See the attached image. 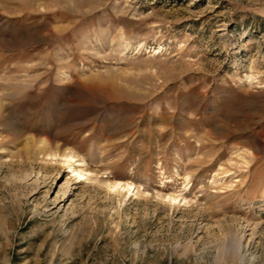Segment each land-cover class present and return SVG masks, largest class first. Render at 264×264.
<instances>
[{
  "label": "rangeland",
  "instance_id": "1",
  "mask_svg": "<svg viewBox=\"0 0 264 264\" xmlns=\"http://www.w3.org/2000/svg\"><path fill=\"white\" fill-rule=\"evenodd\" d=\"M0 264H264V0H0Z\"/></svg>",
  "mask_w": 264,
  "mask_h": 264
},
{
  "label": "bare ground",
  "instance_id": "2",
  "mask_svg": "<svg viewBox=\"0 0 264 264\" xmlns=\"http://www.w3.org/2000/svg\"><path fill=\"white\" fill-rule=\"evenodd\" d=\"M124 186V185H123ZM120 183H114L113 185V188L117 191L118 189L122 188L123 187ZM124 188L126 189L127 191V195L131 194L132 192V187L130 185H126L124 186ZM176 199V198H175ZM175 199H171L172 201H174Z\"/></svg>",
  "mask_w": 264,
  "mask_h": 264
}]
</instances>
